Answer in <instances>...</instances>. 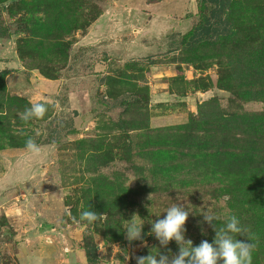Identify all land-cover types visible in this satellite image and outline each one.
Segmentation results:
<instances>
[{
  "label": "rangeland",
  "instance_id": "374dc122",
  "mask_svg": "<svg viewBox=\"0 0 264 264\" xmlns=\"http://www.w3.org/2000/svg\"><path fill=\"white\" fill-rule=\"evenodd\" d=\"M26 1L28 8L19 3L14 15L0 7V72H9L0 81V264H87L90 236L99 264H136L135 257L161 248L148 233L174 204L190 212L185 239L193 246L214 231L204 223L202 234V214L219 217L220 229L246 213L234 195L253 178L264 189V137L245 135L240 120L263 113L264 102L245 103L238 94L264 91V63L252 65L249 51L264 43V0H232L228 29L195 49L182 41L199 21L196 0H68L76 23L64 38L35 30L48 24L45 12L35 13L46 1ZM207 7L209 15L215 5ZM252 35L258 43L245 41ZM60 41L71 44L68 53L49 54ZM15 59L21 71L7 69ZM38 64L57 79L32 70ZM36 102L47 104L44 118L21 120ZM29 137L42 148L39 158L16 146ZM212 142L232 151L254 147V177L225 167L230 177L213 181ZM109 182L112 196L101 187ZM106 207L112 225L120 224L113 236ZM88 210L105 217L81 221ZM132 219L143 225V240L130 244L125 229ZM249 231L242 241L257 248L264 235ZM178 252L179 246L172 255Z\"/></svg>",
  "mask_w": 264,
  "mask_h": 264
},
{
  "label": "trees",
  "instance_id": "16d2710c",
  "mask_svg": "<svg viewBox=\"0 0 264 264\" xmlns=\"http://www.w3.org/2000/svg\"><path fill=\"white\" fill-rule=\"evenodd\" d=\"M16 0H0V7L4 6L6 10H11V14L14 15V8L20 9V5L27 9V1L19 2L17 6H15L13 3ZM46 3V9L42 10L40 6H38L39 0L35 1L36 6H38L35 13L38 12H45L48 15V18L46 19L48 24L41 23L39 26L35 27V30L39 28H44L46 31L50 32L53 31L54 34L60 35L63 37V32L67 27H69L71 24L76 23L75 14L68 11L67 5L65 4V1L68 0H61L60 3H55L58 0H45ZM198 3V15H199V21L197 24H195L192 29L183 37V46L188 47L189 49H195L198 46H200L203 42L208 40H213L215 37H219L221 34V31L223 29H228V19H227V13L229 9L231 8L233 2L232 0H196ZM8 3L7 6L5 4ZM51 3H54L51 5ZM72 4V3H71ZM207 4H213L215 7L211 10L210 14H207ZM233 7V6H232ZM67 9V10H66ZM8 10V11H9ZM31 12V10H30ZM97 19V18H96ZM95 19V20H96ZM87 25H90L91 23L89 21L85 22L83 25H78V29L82 27V29ZM253 30V29H252ZM31 30H26L28 32ZM17 34L23 33L22 31H16ZM32 33V32H31ZM248 33V32H247ZM65 37V36H64ZM63 37V38H64ZM62 38V39H63ZM61 39V41H62ZM26 44H30L33 46V48L36 50V43L35 41L28 42L27 39ZM56 47L51 49L48 53H54L55 54H66L69 51L70 43L69 42H61ZM245 41L249 42V44H252V42L258 43V39L255 38L254 35L252 36H245ZM249 51H252V56L255 57L256 61L253 62L252 65L259 63L262 61L264 63V43L257 44L255 47L252 48V45L249 47ZM18 53L21 57H23V52L21 50V46L18 44ZM64 57V56H63ZM42 58H44V55H42ZM250 59L246 58L245 63L248 64V61ZM50 61V60H49ZM32 70H38L45 78L54 80L57 79L55 76L47 73V70L45 69V66L37 65L36 68H32ZM9 72L3 71L0 72V81L4 80V78L7 76ZM238 97H240V100L248 103V101H261L264 102V91H247V92H240L238 94ZM138 98L141 99V101L144 103V105H148L150 103V96L149 95H143L138 94ZM20 101V99L16 98ZM142 103V104H143ZM143 107L140 108L138 111L142 115ZM240 117H244L241 115ZM238 121V120H237ZM241 124H245V135L249 136H255V137H264V112L260 113L259 115H246L244 119L240 120ZM195 123V119H192V124ZM237 122L232 120V122L229 123V125H232L236 127ZM230 126L229 128H231ZM244 142V141H243ZM217 142H212V146H210V153L208 155L209 164L208 168L212 172L210 174H213L214 180L222 181L220 176H225L226 178L230 177V174L225 172V167L230 170H240L244 176H252L254 177V168L252 167V164H249L253 161L254 152L255 149L252 147L247 148H241L238 151H232L231 148L224 147V146H218ZM16 146L19 147H25V142H19ZM247 149V150H246ZM225 165V166H224ZM223 167V168H222ZM249 187L241 192L236 193L234 197L237 199H240L239 203L244 206L246 209V213H244L243 210L238 211V215L236 217L239 219L241 226L245 229V235H248V231H258L259 235H264V189H261L260 186L257 184V180L255 178L251 179L249 182ZM255 185V186H251ZM101 187H103L105 190L103 191L106 194L113 195L115 192L114 184L113 182H109L108 185L101 184ZM101 189V188H100ZM216 193L217 191L214 190ZM111 199V198H110ZM110 203V202H109ZM245 203H248L254 210H251L245 206ZM108 205V204H107ZM253 205H258L257 208H255ZM104 211L109 212L108 218H107V229L109 233L113 236L114 234L118 233V229L120 227V224H117L115 222L114 226L112 223L115 221L113 217V213L110 212V207H106ZM250 219V220H249ZM252 224V230L249 229ZM226 224V223H225ZM224 224V226H225ZM256 224V225H255ZM222 226V225H221ZM222 226V227H224ZM261 230V231H259ZM249 231V232H250ZM248 233V234H247ZM245 235H238L236 239L241 240L244 238ZM215 237V232L210 231V235L208 237H200L197 242L198 244L201 243L202 240H207L209 243H212ZM115 239H117V236H115ZM246 240H248V237H245ZM177 243L175 241H172L169 243L167 249L160 248L158 251L154 252L153 255H157L159 251H161L164 254H174L177 250ZM195 246V245H194ZM97 245L94 243L93 238L90 236V238L85 239L84 242V253L87 264H99L98 259V252H97ZM170 250V252H169ZM145 253V252H143ZM146 256V255H145ZM252 264H264V242L261 243L257 248H255L252 252Z\"/></svg>",
  "mask_w": 264,
  "mask_h": 264
},
{
  "label": "clouds",
  "instance_id": "9594fccd",
  "mask_svg": "<svg viewBox=\"0 0 264 264\" xmlns=\"http://www.w3.org/2000/svg\"><path fill=\"white\" fill-rule=\"evenodd\" d=\"M47 111L46 103H32L20 114V119L24 122L43 119ZM25 149L31 157L39 158L42 155L41 146L31 137L25 141ZM189 215L190 212L184 206L174 204L167 209L164 218H158L151 223L148 233L153 235L164 249H167L170 242L175 241L179 246L178 254H164L161 251L157 255L149 253L147 256L135 257L136 264H252L255 245L236 239L238 235H245V229L235 215L227 219L224 227L217 229L215 221L219 217L202 214L203 221L200 222L202 234H205L203 224L207 223L214 230L215 237L212 243L202 240L198 246H193L191 240L185 239L187 231L185 225ZM104 217L105 214L88 210L81 213L80 220L93 224ZM131 221L125 229V238L130 244L133 241L143 240V225L135 223L133 219Z\"/></svg>",
  "mask_w": 264,
  "mask_h": 264
},
{
  "label": "crops",
  "instance_id": "0c3cea01",
  "mask_svg": "<svg viewBox=\"0 0 264 264\" xmlns=\"http://www.w3.org/2000/svg\"><path fill=\"white\" fill-rule=\"evenodd\" d=\"M12 58H13V56L10 57V59H12ZM18 65H19V62L15 59L14 61H10V65H7V67L9 66L7 69H11V68L13 69L14 68V69L21 71L20 68H18Z\"/></svg>",
  "mask_w": 264,
  "mask_h": 264
}]
</instances>
